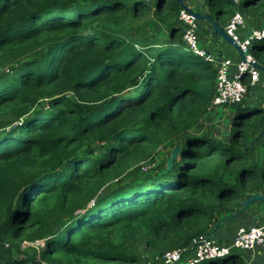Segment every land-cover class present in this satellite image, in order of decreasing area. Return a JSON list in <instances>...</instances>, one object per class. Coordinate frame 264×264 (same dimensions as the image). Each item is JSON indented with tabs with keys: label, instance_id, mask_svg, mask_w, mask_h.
Instances as JSON below:
<instances>
[{
	"label": "trees",
	"instance_id": "trees-1",
	"mask_svg": "<svg viewBox=\"0 0 264 264\" xmlns=\"http://www.w3.org/2000/svg\"><path fill=\"white\" fill-rule=\"evenodd\" d=\"M208 2L219 18L264 15V0ZM180 8L0 0V264H162L186 248L185 264L194 238L264 191V152L251 158L264 105L251 92L228 106L229 140L192 130L217 68L184 40ZM251 51L264 64V37ZM177 139L170 168H143ZM195 264H264V250Z\"/></svg>",
	"mask_w": 264,
	"mask_h": 264
},
{
	"label": "built area",
	"instance_id": "built-area-1",
	"mask_svg": "<svg viewBox=\"0 0 264 264\" xmlns=\"http://www.w3.org/2000/svg\"><path fill=\"white\" fill-rule=\"evenodd\" d=\"M179 19L185 27L183 38L186 43L217 68L214 105L228 107L243 101L249 92L253 95L258 86L264 88V78L261 75L263 71L256 65L259 61L251 51L253 41L264 37V27L254 30L250 36L246 37L241 31L247 21L246 15L242 11L236 10L227 20L224 26L226 33L240 45L245 55V59L241 58L235 62L230 57L219 56L199 46L200 23L194 13L181 7ZM245 75L249 82L246 81ZM262 193L264 194V191ZM191 246L194 249V254L187 258L189 260L187 264H195L206 258L227 256L233 252L234 248L255 251L261 246L264 250V224L239 225L231 240L218 239L212 237L210 233L200 235L194 238ZM185 250L186 248L168 250L161 256L160 261L162 264H177L182 260Z\"/></svg>",
	"mask_w": 264,
	"mask_h": 264
},
{
	"label": "crops",
	"instance_id": "crops-1",
	"mask_svg": "<svg viewBox=\"0 0 264 264\" xmlns=\"http://www.w3.org/2000/svg\"><path fill=\"white\" fill-rule=\"evenodd\" d=\"M180 1H183L186 5L200 12L203 15L210 14L212 16V19L207 15L202 17L201 19H198L200 23L199 42L202 44V46L199 45L200 47L209 50L215 54H218L219 56L230 57L235 62L241 59V54L238 48L231 41H229L222 33L216 31L214 21L225 29L224 26L226 25L228 18L224 19V18H219L218 15L217 16L213 15L210 11V8L208 7L207 0H180ZM190 2L196 3L197 4L196 8L194 6L193 7L190 6L189 5ZM246 19H247L246 24L241 28V31L243 33H245L249 29V26H252L254 30H258L264 27V15L261 16L249 15ZM253 95H254L253 96L254 100L264 105V88L262 86H258ZM263 130H264V126L261 132ZM263 135L264 134L262 133L261 136ZM242 207L243 205L239 208V210H242ZM239 210H237L234 213H237ZM234 213H230V214H234ZM230 214H226L224 215V217ZM261 223L262 224L264 223L263 201L255 200L254 202L250 203L246 209L240 211L239 214L234 215L233 217L227 218L225 220L221 219L218 226H216L215 224L213 228L214 230L213 229L211 230L210 235L212 237L222 240H231L235 235L236 228L239 224L250 226ZM214 234H216V236ZM257 250L253 251L254 254ZM185 257L187 258L189 256L186 255Z\"/></svg>",
	"mask_w": 264,
	"mask_h": 264
},
{
	"label": "rangeland",
	"instance_id": "rangeland-1",
	"mask_svg": "<svg viewBox=\"0 0 264 264\" xmlns=\"http://www.w3.org/2000/svg\"><path fill=\"white\" fill-rule=\"evenodd\" d=\"M152 1H154V0H152ZM207 4H208V7L212 9V7L210 6V4L208 2H207ZM189 5L192 6V7L194 6L195 8L197 6V4L194 3V2H190ZM199 45L202 46V44L200 42H199ZM251 96L253 98L254 95L251 94ZM247 97H248V95H247ZM217 106L218 107H216V105H214V104L211 105L210 106V111L208 113H206L203 117H201L199 122L194 126V128L192 130H194V131L197 130V126H198L199 128H201V131H203L206 134H210V135H212V136H214L216 138L229 140L230 137H231L230 117H231V115L234 112V107H232L230 109V107L229 108L228 107L224 108V105H217ZM263 134H264V132H263ZM258 136L259 137L261 136V132L258 135H256V138ZM259 139H257L256 141L259 142ZM177 141H178V139L174 143H172L170 145H162L161 144L159 146V148L156 149L155 158H153L154 162L151 161L152 159H148L146 161H141L140 164H143V168L146 169L152 164H157L160 161L165 160V159L168 160V158L170 157V155L172 153L173 148H175L176 145H177ZM263 145H264V140H263ZM158 150H161V151L158 152ZM260 151L264 152V146L260 147L258 149L252 150V156H251L252 160H255V161H258V162L261 161V160L259 161V156H258ZM133 168H135V166ZM221 219H220V221H221ZM212 235H213V233H212ZM214 235L216 236V234H214ZM24 243L28 244L29 242L25 240ZM233 252L244 253L245 255H249L251 257L254 255V254H252L250 252H246L243 249H237V248H234ZM185 264H187V263H185Z\"/></svg>",
	"mask_w": 264,
	"mask_h": 264
},
{
	"label": "water",
	"instance_id": "water-1",
	"mask_svg": "<svg viewBox=\"0 0 264 264\" xmlns=\"http://www.w3.org/2000/svg\"><path fill=\"white\" fill-rule=\"evenodd\" d=\"M179 2L181 3V6H183L186 9H188L190 12L194 13V15L196 16V18L201 19L202 17H204V16L207 15V16H209L212 19V16L210 14L203 15L200 12H198V11L194 10L193 8L189 7L188 5H186L183 1H180L179 0ZM214 23H215L216 31L222 33L229 41H231L238 48V50L240 51L241 58L242 59H245L244 52L242 51L240 45L237 42H235L226 33L225 29L222 26H220L215 21H214ZM253 30H254L253 27L252 26H249V29L244 33V36H246V37L250 36L253 33ZM256 65L264 72V64H262L261 62H257ZM263 132H264V130L261 132V135H262ZM257 138H259V136ZM257 138H255V139H257ZM255 139H253L252 142H254ZM180 146H181L180 145V141L178 140L176 147L173 148L172 153H171L170 157L168 158V161H167V167L168 168H170L172 166L174 159L176 158V156L179 153ZM255 200H262L263 201V205H264V194L262 192H258L255 195H252V196H249V197L243 199L242 200V205H243L242 210L246 209L249 206V204L252 203V202H254ZM242 210H239L237 213L227 215V216L223 217L222 220H225L227 218L233 217L234 215L239 214L240 211H242ZM219 223H220V221H218L216 223V226H218Z\"/></svg>",
	"mask_w": 264,
	"mask_h": 264
},
{
	"label": "clouds",
	"instance_id": "clouds-1",
	"mask_svg": "<svg viewBox=\"0 0 264 264\" xmlns=\"http://www.w3.org/2000/svg\"><path fill=\"white\" fill-rule=\"evenodd\" d=\"M181 7H183V6H181ZM181 9V8H180Z\"/></svg>",
	"mask_w": 264,
	"mask_h": 264
}]
</instances>
